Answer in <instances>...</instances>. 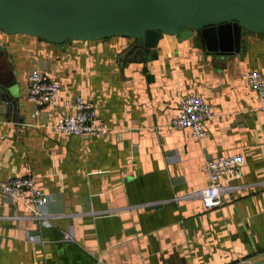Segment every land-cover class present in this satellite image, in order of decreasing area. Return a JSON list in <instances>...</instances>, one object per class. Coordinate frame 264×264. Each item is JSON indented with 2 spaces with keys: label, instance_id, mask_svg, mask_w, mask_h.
<instances>
[{
  "label": "crops",
  "instance_id": "crops-1",
  "mask_svg": "<svg viewBox=\"0 0 264 264\" xmlns=\"http://www.w3.org/2000/svg\"><path fill=\"white\" fill-rule=\"evenodd\" d=\"M128 37L51 44L0 31L11 92L0 90V180L32 177L52 196L34 217L0 201V264H264V112L240 75L264 77V33L242 31L237 52L206 53L163 35L156 57L137 58ZM133 54L135 56H133ZM81 93L112 129L103 137L68 135L37 122L25 100L33 60ZM6 80V79H5ZM208 104L206 134L174 128L179 95ZM203 153L244 157L242 176L219 205L175 195L204 187Z\"/></svg>",
  "mask_w": 264,
  "mask_h": 264
},
{
  "label": "water",
  "instance_id": "water-1",
  "mask_svg": "<svg viewBox=\"0 0 264 264\" xmlns=\"http://www.w3.org/2000/svg\"><path fill=\"white\" fill-rule=\"evenodd\" d=\"M0 31L51 44L128 37L132 43L123 55L151 59L159 39L170 35L227 55L238 51L242 31L264 33V0H0ZM5 59L0 46L2 65ZM8 74L0 68V90L15 110Z\"/></svg>",
  "mask_w": 264,
  "mask_h": 264
},
{
  "label": "built area",
  "instance_id": "built-area-1",
  "mask_svg": "<svg viewBox=\"0 0 264 264\" xmlns=\"http://www.w3.org/2000/svg\"><path fill=\"white\" fill-rule=\"evenodd\" d=\"M246 84L257 95V109L264 112V77L257 71H247L240 75ZM60 83L46 62L35 59L28 69L27 91L25 100L29 105V113L35 121L43 119L50 128L75 136L103 137L112 129L101 120L92 101L79 93L72 98L64 99L57 118L52 121L50 106L58 103ZM212 112L204 99L192 93L178 96L177 115L171 120L174 128H185L192 138H201L206 134L205 124L212 117ZM244 157L239 153L226 156H212L203 153V170L207 183L204 187L175 195L174 199H199L206 209L217 206L223 195L230 194L235 186L231 181L239 179L243 174ZM52 196L45 194L34 179L29 176L13 177L0 180V201L11 205L20 203L31 209L34 217L48 214L44 207L52 201Z\"/></svg>",
  "mask_w": 264,
  "mask_h": 264
},
{
  "label": "trees",
  "instance_id": "trees-1",
  "mask_svg": "<svg viewBox=\"0 0 264 264\" xmlns=\"http://www.w3.org/2000/svg\"><path fill=\"white\" fill-rule=\"evenodd\" d=\"M39 39H41V38H39ZM42 40V39H41Z\"/></svg>",
  "mask_w": 264,
  "mask_h": 264
}]
</instances>
